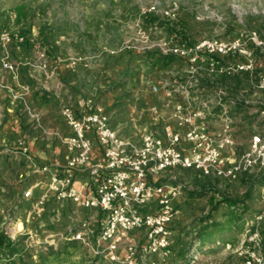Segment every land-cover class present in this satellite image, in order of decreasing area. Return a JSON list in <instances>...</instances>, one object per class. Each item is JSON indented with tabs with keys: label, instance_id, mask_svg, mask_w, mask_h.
I'll list each match as a JSON object with an SVG mask.
<instances>
[{
	"label": "rangeland",
	"instance_id": "374dc122",
	"mask_svg": "<svg viewBox=\"0 0 264 264\" xmlns=\"http://www.w3.org/2000/svg\"><path fill=\"white\" fill-rule=\"evenodd\" d=\"M153 8L156 10H151ZM169 9H175L174 19L166 16L165 11ZM179 21L184 24L186 34L193 42L202 39H246L252 32H257L264 39V0H0V76L7 71L3 66V60L7 58L17 68L18 73L26 71L27 67L23 63L28 61L35 66L32 69L38 70L40 75L50 74V70L45 71L38 67L39 52L45 46L42 40H47L49 59L53 62L61 60L60 64L73 69L75 73H84V92L88 98L95 96L96 100L104 99L111 118L115 117L113 112L117 109L127 113V108L133 101L149 107L158 100L150 97L151 94H145V88L148 92L155 86L161 88L163 82L160 80L169 78L170 84L167 88L176 91L180 85L189 84L194 79L187 72L192 65L186 59H177L169 65H165L164 60L160 63L157 61L159 56L165 54L155 45H172L178 41L164 23ZM23 31H30V49L16 40L8 44L1 40L2 33L6 32L14 37ZM144 35L149 37V41H146ZM142 47L150 48L142 50ZM113 49L123 51L112 55L108 50ZM77 56L87 58L88 66L84 62L71 64V59ZM195 76L200 82L192 90L197 93L210 95V85L215 82L224 86L232 97L245 98L248 110L235 116L237 121H244V125H238V135L242 136L238 150L244 147L246 150L257 122L256 107L264 104V91L257 88L258 81L255 77L248 79L242 75V84L239 85L232 78L222 85L210 74L206 65ZM207 81L209 84L205 83ZM113 122L118 124L121 121ZM31 123L39 129L45 145L53 142L37 122ZM3 137L5 136L0 134V215L4 217L0 232L4 231L14 241L23 240L31 249L34 259H37L39 253L49 245L46 240L54 239L58 246L63 243L61 233L66 232L74 219L72 217L84 219L91 213L76 209V214H73L70 207L64 212L62 210L65 205L61 206L62 213L59 218L53 215L51 206L50 210L46 208L44 212L40 211L36 201L26 197V192L30 190L33 180L40 177L38 174L34 177L36 174L32 170L37 166L50 165V162L48 159L45 163H41L40 158L33 159L30 150L28 153L9 150L10 147L2 146ZM45 145L43 149L46 148ZM62 161L63 164L66 163V159ZM29 165L32 167H28ZM263 174L264 171H253L243 175L235 183L228 184L205 177L195 170L175 168L166 171L159 179H167V184L178 185L183 191L176 201L180 213L173 222L175 236L169 264H205L211 259L217 264H235L241 261L238 253L225 251L223 246H215L210 240H195L197 232L204 224L202 219L209 212L210 196L215 192L207 190L200 194L202 185L207 184L221 193L240 197ZM263 184L264 181L261 180L254 186L252 199L248 200L250 211L259 212V215L264 213L261 191ZM38 191L43 190L39 187ZM159 197L160 194L154 192V199ZM155 209H158V205ZM221 211L226 212L225 208ZM45 213L49 216L44 218ZM261 227L264 241V220ZM246 230L247 224L242 231L233 230L231 243L240 245L241 235L246 234ZM228 233L223 229L218 233V238L223 239ZM51 234L57 235L49 238ZM194 251H197L196 254H193ZM77 254V257L86 260L93 257L82 245ZM102 264L116 263L106 260Z\"/></svg>",
	"mask_w": 264,
	"mask_h": 264
},
{
	"label": "built area",
	"instance_id": "2783aa9c",
	"mask_svg": "<svg viewBox=\"0 0 264 264\" xmlns=\"http://www.w3.org/2000/svg\"><path fill=\"white\" fill-rule=\"evenodd\" d=\"M165 14L170 19L176 17L175 9H169ZM144 37L149 41L148 36ZM1 40L5 44L12 40L20 44L25 42L20 34L13 37L6 32L1 34ZM248 43L264 51V39L257 32L250 33L246 39H202L192 46L177 43L155 45L165 55L174 54L188 60L192 65L189 73L194 78L191 83H184L176 90L185 97V102L175 107L174 117L179 130L168 126L164 137L147 134L141 142L122 137L112 126L111 117L101 104L81 116L71 107H63L62 115L72 130L70 136H63L47 131L42 126L40 113L26 105L29 115L45 134L60 139L71 153L64 173L54 171L49 165L35 167V173L46 174L50 179L47 191L37 201V207L42 211L51 195L58 202H70L78 208L96 213L84 219L73 215V222L65 233H61L63 242L78 241L92 256L101 255L116 264H169L172 254L171 225L180 213L176 201L183 191L178 185H156L154 180L168 170L183 168L233 184L244 174L264 171V104L256 107L257 122L248 148L235 156L229 153L237 147L234 136L237 120L232 115V109L236 100L245 102V98H234L226 88L218 86L207 98L200 100L195 99L193 92L196 91L192 90L199 85L200 80L195 75L199 74L203 65L214 76L252 72L255 62ZM149 48L142 47V50ZM122 51L108 50L112 55ZM225 57H229V60H225ZM39 59L38 67L48 71L50 60L43 49L39 52ZM87 60L77 56L71 59V64L84 62L88 66ZM3 66L13 73L17 72L8 58L3 60ZM256 86L264 91V72ZM159 90L158 86L154 87L155 92ZM13 97L19 98L16 94ZM210 111L218 114L223 121V127L217 133L210 132L204 124ZM95 140L103 149V159L91 164ZM23 152L28 153V147H23ZM85 167L96 183L91 191L88 183L77 186L74 182L76 171ZM261 191L264 201V184ZM154 192L160 194L157 200L154 199ZM32 194V189L26 192L27 197ZM98 219L101 221L100 227L96 224ZM263 220L264 213L247 223L240 245L224 244L225 251L238 253L241 258L235 264H264ZM56 235L51 234L49 238ZM46 242L59 247L54 239ZM205 264L217 263L211 259Z\"/></svg>",
	"mask_w": 264,
	"mask_h": 264
},
{
	"label": "crops",
	"instance_id": "0c3cea01",
	"mask_svg": "<svg viewBox=\"0 0 264 264\" xmlns=\"http://www.w3.org/2000/svg\"><path fill=\"white\" fill-rule=\"evenodd\" d=\"M54 63V66L50 64V74L41 73L40 75L38 70L32 69V67L35 66L28 61H24L23 63L24 66L27 67L25 68L26 71L23 73H13L8 69L2 73L0 76V134L5 136L3 137L4 143L2 146L10 147L9 150H18V152H23V147L26 146L28 147V151L30 150L33 159L40 158L42 160L41 163H45L44 161L48 159L50 162L49 166H51L54 171L64 173L67 170V160L71 153L67 146L53 135H49L48 137L49 140L53 141L50 142L49 145H45L42 142L43 138L40 135L39 129L31 123V121L34 120L29 115L26 105H30L34 112L40 113L42 126L47 131L51 133H60L63 136H70L72 134L71 128L65 122L66 120L62 115L63 107H71L78 116L86 114L99 104L103 105L107 112L108 109L107 104L103 101L104 99L96 100L95 96L90 98L87 97V93L84 92L83 88V79L86 78L84 73H75L73 69H68L65 65L60 64L61 60H55ZM36 71H38V73ZM187 72H189V70H187ZM77 78H79V80ZM160 81L163 82V86L159 88L160 90L158 92H155L154 88L148 92L147 88H145V94H151L149 96H153L158 102L146 107L144 104L142 105L133 101V103L131 102L129 104L127 113L124 111L122 112L121 109H117L113 112L115 117L111 118L112 126L119 135L141 142L143 137L147 134L164 137L165 128L168 126H172L175 130H179L177 120L174 117L175 107L178 103L185 102V97L181 93L171 91V89L167 88V83L170 81L169 78ZM15 94L19 96L18 99L13 97ZM193 96L195 99L200 100L208 97L207 94L201 92H193ZM113 121L121 122L115 124ZM204 124L212 133H217L223 127V121L218 117V114L211 113V111L207 113ZM239 124L244 125V121H236L235 124L234 136L237 147L229 151L231 155L235 156H239L245 151V147L244 149L238 150L239 139L242 137L238 135ZM22 142L23 145H21ZM35 144L37 145L36 147ZM43 145H45L46 148L43 149ZM64 159H66L65 164H63L62 161ZM102 159L103 149L98 141L95 140L91 164L99 163ZM28 167L31 168L32 166L29 165ZM32 172L36 174L34 177H36L37 174L40 175L39 178H37V176L35 180H33L30 187L33 194L29 198H33L37 203L41 195L47 191L50 179L46 174L35 173L34 170H32ZM74 182L77 186L88 183L89 191H91L96 184L90 177L86 167L76 171ZM39 187L43 190L42 192L38 191ZM51 200H54V197L50 195L44 204L43 212L46 210L45 207ZM65 204H71L72 212L76 209H82L70 202L61 203L55 213L57 218H59L58 211L60 210L61 214L63 211L61 206ZM88 212L96 214L91 211ZM98 223L101 225L99 219L96 222L99 226ZM173 227L174 223H172L171 229ZM173 234L172 245L173 236H175ZM244 235L245 233L241 235L240 241L243 240ZM229 243H231V241H229ZM222 246H224V244Z\"/></svg>",
	"mask_w": 264,
	"mask_h": 264
},
{
	"label": "trees",
	"instance_id": "16d2710c",
	"mask_svg": "<svg viewBox=\"0 0 264 264\" xmlns=\"http://www.w3.org/2000/svg\"><path fill=\"white\" fill-rule=\"evenodd\" d=\"M152 17H154L152 15ZM156 18V17H155ZM167 30L177 38V44H183L186 46H192L196 42H193L189 39L188 35L185 32V26L182 21L173 23L166 22ZM25 38V42L23 45L28 47L29 49L32 47V40L30 31H23L21 34ZM44 43L43 51L48 52L46 47L49 45L47 40H42ZM49 47V46H48ZM250 49L253 51L255 67L252 72L245 71V78L250 79L251 77H255L257 81L260 79V75L264 72V51L261 48L256 47L253 43L249 45ZM50 50V48H49ZM50 54V53H49ZM50 56V55H49ZM177 59H184L177 55H163L157 58L159 63L164 60L165 65H169L177 61ZM225 60H229V57H225ZM50 60V59H49ZM51 66H54L55 63L51 61ZM132 76V75H131ZM216 81L221 82L223 85L226 83L228 79H236L237 83L242 84V75H218L215 76ZM209 84V81L205 82ZM212 90L219 85L212 82L210 85ZM224 87V86H219ZM234 111H232V115H236L239 112H243L248 110V106L245 102L236 100L235 106L233 107ZM248 174V173H247ZM244 174V175H247ZM264 181V174L256 178L252 184H250V189L246 191V193L240 197L231 196L226 193H221L214 187H208L209 185L203 184V188L201 189L202 193L207 190H215L210 196V209L206 217L202 219L204 222L203 226L199 229L195 236V240H199L200 242L204 240H210L214 242V245L221 247L223 244L229 243L232 240L233 230L242 231L245 229V225L254 220L259 212H252L249 209L248 200L252 199V191L256 184H259L260 181ZM156 185H166L167 179H159L153 181ZM61 203H58L55 199L51 200L49 204L45 207L47 210L49 206L52 208L53 215H55L58 206ZM64 206V205H63ZM71 208V204H65L63 211L67 208ZM226 210V212L221 213L222 209ZM221 215V217H220ZM44 218L48 217L46 213L43 215ZM50 220V218H49ZM4 217L0 215V225L3 223ZM99 224V223H98ZM53 225V223H52ZM50 225L51 229L53 226ZM100 227V224H99ZM223 229L227 230L226 237L223 239L218 238V233ZM53 230V229H52ZM263 233V230H262ZM82 245L78 241H68L63 242L58 248H55L52 245H48L44 251H41L38 255L37 259H34L31 249L25 245L23 240H12L8 235L5 234L4 231L0 232V264H102L106 259L101 256H93L91 259H84L82 257H77V251ZM83 246V245H82ZM197 251H194L193 254H196ZM89 262V263H88Z\"/></svg>",
	"mask_w": 264,
	"mask_h": 264
},
{
	"label": "bare ground",
	"instance_id": "6f19581e",
	"mask_svg": "<svg viewBox=\"0 0 264 264\" xmlns=\"http://www.w3.org/2000/svg\"><path fill=\"white\" fill-rule=\"evenodd\" d=\"M20 226H21V223H20Z\"/></svg>",
	"mask_w": 264,
	"mask_h": 264
}]
</instances>
